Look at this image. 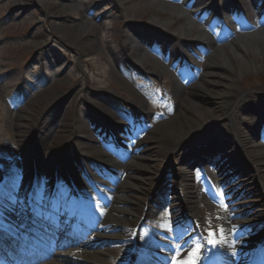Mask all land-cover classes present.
<instances>
[{"label":"rangeland","instance_id":"374dc122","mask_svg":"<svg viewBox=\"0 0 264 264\" xmlns=\"http://www.w3.org/2000/svg\"><path fill=\"white\" fill-rule=\"evenodd\" d=\"M232 1L243 10L238 23L233 15L227 14L231 12ZM242 2L0 0V163L5 172L10 165L18 169L21 195L30 192L29 184L38 175L49 201L54 186L60 183L59 176L70 175L77 184L81 183L78 187L90 212L88 227L79 234L71 231L60 235L53 249H47V258L35 264L45 260L60 264L55 260L61 252L81 255L83 244H94L101 235H119V228L108 223L112 218H121L122 213L112 211L113 207L126 209L132 215L127 222V234L132 233L139 216L134 211L136 206L143 211L150 198L159 204L158 198L165 197L163 185L170 189L173 183L176 192L168 190V203L161 208V214L157 210L150 212L136 234L139 244L157 226L181 229L187 233L184 237L191 239L183 243L180 259L199 242L203 245L202 264L203 256L212 252L206 244L209 227L217 230L224 226L230 232L233 226L230 213L252 209L256 214L240 222L235 218L233 228L236 230L241 222L263 225L243 238L244 244L239 247L244 249L243 254L248 252L249 258L250 251L264 242V181L233 141L234 127L226 122L222 97L228 87L235 90L232 112L237 116L242 113L240 99L247 109L264 108L260 99L251 98H264V70L260 69L264 62V22L250 23ZM198 8H204L203 16L210 20L208 26L187 24L189 11ZM215 13L222 14L221 22L215 20ZM188 58L187 69L180 66V61ZM176 82L184 88L180 97L173 94ZM200 84L204 89L196 93L195 87ZM261 114L264 115V110ZM114 120L121 123L117 128L120 133L114 135L113 142L110 138L98 142L97 129L107 128L102 124ZM185 124L189 125L185 128L187 132L198 135L180 146L171 136L182 134L181 126ZM199 127L204 129L199 131ZM242 129L246 131L243 126ZM263 130L264 124L251 130L252 144L264 139ZM217 131L226 134L229 137L226 141L232 143H228L226 154L220 145L225 140L216 135ZM220 138L222 141L217 140ZM200 149H207L206 154L212 156L218 154L227 162L220 170H227L224 178L232 187L236 186L224 198L229 212L222 211L219 203L208 198L204 191L199 192L191 211L184 208L182 192L188 179L193 178L197 186L201 182L198 168L190 171L185 164L193 162L195 151ZM174 151L182 154L185 161L178 164ZM86 157L89 162L92 157L114 165L100 174L87 168L89 180L113 183L116 188L107 207L99 208L95 196L86 191L89 186L83 183L84 176L78 168V160L89 166ZM120 166L123 175L114 179L113 171ZM5 172H0L3 178ZM124 183L131 184L133 190L128 192ZM86 192L90 201L85 198ZM118 197L129 199V204ZM75 202L78 201L74 200V206L71 203L68 209L80 205ZM59 225L63 226L61 221ZM63 229L61 233H65ZM106 262L121 264L114 259Z\"/></svg>","mask_w":264,"mask_h":264},{"label":"bare ground","instance_id":"6f19581e","mask_svg":"<svg viewBox=\"0 0 264 264\" xmlns=\"http://www.w3.org/2000/svg\"><path fill=\"white\" fill-rule=\"evenodd\" d=\"M241 1H243L242 3L245 5L244 0H241ZM233 2L235 3V1L231 2L233 6H230V8H231L230 14H232L234 16V20L238 23L239 20L243 18V13H242L241 8L240 9L237 8V6H235V4H233ZM253 10H254L253 12L248 13L249 14L248 18L250 19L249 20L250 23L257 24L260 22H264V12H262L261 10L256 9V8ZM217 16H219V14ZM222 49L223 48H219V51ZM175 51L178 52L177 48L175 49ZM182 57L184 58L185 56H182ZM188 60H189V58L184 60V61L181 60L180 66L182 65L185 67L186 64L182 63V62H188L189 63ZM260 69L264 70V62L262 63ZM203 89L204 88H203V86H201V84L195 87L196 93L198 91H202ZM183 90H184V88L182 86L180 87V85H178L177 82H176V84H174L173 94L175 97H180L181 92ZM227 90H228V92L224 93L222 95V97L225 100L224 105H225V111L227 113L226 122L228 124H230L232 126V128L234 127L233 128L234 129V140L233 141L237 144L236 146L240 147L242 154L248 159V161H250V164H252L254 171L256 173H258L260 178L264 181V151H261V149L264 147V139L262 138V140H260V142H258L259 144H257V143L252 144V135L253 134L251 132V130L254 127H258V129H259V126L264 124V115L261 114V111H263L264 108L262 110H258V109L255 110V109H249V108L247 109L246 108L247 106H245L246 104L240 99L238 104H239L240 113L241 112L242 113H241V115L237 116V114L235 115V113L232 112V108L236 104L235 103L236 102V97H235L236 92L232 87H228ZM251 98H254V100L260 99L261 102L264 103L263 97L254 96ZM191 105L193 107H195L194 103H192ZM187 126H189V125L185 124L184 126H181V130L183 131L182 134H180L181 132L176 133L177 135L172 134L171 137H173V142L176 141L177 143H179L180 146H182L183 144L190 143V141L194 135H198V134L193 135L192 133L187 132L185 130V128L187 129ZM242 126H243V128H245L246 131H244L242 129ZM203 127H199V131L203 130L204 129ZM248 127H250L251 130H249ZM219 129H221V128H219ZM247 131H250L251 133H249ZM218 132L219 131H217L216 135L225 140V141H223L224 143H222L220 145H223L224 150H225L224 154H226L227 151L229 150L228 143L229 144H232V143H230L229 141H226L229 139V137L226 134L221 133V132L218 133ZM263 133H264V130L262 131V134ZM221 138L217 139V140L222 141ZM179 149H181V148H179ZM161 150H163V149H161ZM207 151H208L207 149L196 150L194 153L196 155L193 157V162H198L200 160V157L205 159ZM173 153L175 154L174 156L177 158L176 162L178 164L180 162L185 161V158L182 156V154H181V156H179L178 151H174ZM192 156H193V154H192ZM82 157H85V156H82ZM136 157L137 156L134 155L132 158L135 159ZM215 158L216 157H214L213 159L215 160ZM86 159L89 161L88 157H86ZM216 161H217V165H219V163L222 161H225V163H226V160L224 158H221V157H219V160H216ZM107 164L108 163L105 159H98V158L94 159L92 157L90 158V165H91V169L93 171L97 170V171L103 173L106 171L107 167L109 168V167H111V165H113V164H109V165H107ZM186 165H189V163L187 162ZM121 166H120V168L116 167L114 169V171H113L114 179L123 175L124 170L121 169L122 168ZM215 166H216V164H215ZM214 169L216 170L215 167H214ZM84 171L87 172L86 169H84ZM213 173H214L213 171H208V169H206L204 171V174L202 173V175L204 177V181H201L198 186L195 185V183L193 182V178L188 179L189 183L187 184V187L185 188V190L182 192V194L184 195V208L186 209V211H188V212L191 211V209L193 208V204L196 202V200L199 196V192H201V191H204L205 194L210 195V196H208V198H210V199H212V198H214V200L218 199V196L214 195V190L216 188L214 187V185L211 181ZM181 175H185V173H182ZM216 176L220 177L219 174H217ZM245 177L248 180L251 179V177L248 174H245ZM159 179H162V176ZM37 181L40 182L39 178L37 179ZM162 181H164V179ZM161 183H162L161 181H160V183H158L159 186L161 185ZM90 186L92 188V192L96 195V197L98 199L99 206H102V207L103 206L104 207L109 206L110 203L112 202V200H111L112 193L116 192V188H113V183H112V185L105 184V183H100V184L97 183L94 185L92 184ZM258 186L261 189V185H258ZM123 187L126 188V190H128V192H131L133 190V186L129 183H124ZM163 188H164L165 197L162 200V202L165 200L164 206H166L168 203L167 200H168L169 191L172 194H175V192H176L175 184L173 183V185L170 187V189H168L166 187V185H163ZM163 188L161 189L162 191H163ZM68 192H69V188L67 186H65L64 189L61 190V195L59 198L62 197V199H64V197H66ZM240 197H242V195ZM62 199L58 200L57 203H61ZM118 199H119V201L124 202L127 205L129 204L128 202L130 201L129 199L126 200L122 197H118ZM162 205H163V203L161 205H156V210L160 214H161ZM146 206H147L146 212H143L141 210L139 211L137 209V206H136V209H134V211H136V212L138 211L137 212V214H139L138 218L139 217L148 218L150 216L149 213L152 212L153 210H151V209L149 210V208H150L149 204H147ZM53 208H54L53 209V212H54L53 217L54 218H57V216L60 217V216L66 214L65 212L62 211V210H64V208L60 205H54ZM112 211H114V212L120 211L122 213L121 218H116V219L112 218V219H110V221L108 220V223H110V222L113 223V227L115 229L119 228V232H120L119 235H117V236L116 235H101L102 237H99V240L97 243H95V244H90V243L83 244V248H84L83 251L84 252H82L81 255L76 253V252H73V251L61 252L60 254L56 255L57 257H56L55 261L60 262V264H107L106 260L110 261L113 259L118 261V262L126 261L127 260L126 258L129 256L128 254H124V253H127L126 244L117 245L116 242L127 243V241H129V243H130L136 239V237L133 236L132 234L126 233L127 222H128V220L131 219L130 217H132V215H130V213L126 209H116L115 207H113ZM47 212H49V210L46 211V214H47ZM246 214L252 216L253 214H256V213L252 209L249 212H247ZM257 214H261V213H257ZM142 215H144V216H142ZM85 220L86 219H83V221H85ZM240 227H242L243 229L240 230V232L234 238L231 239L228 237L230 241L235 240V242L237 243L240 240V238L242 237V235L249 233L251 228H252L251 225H245V224H241ZM158 230L165 231V230H167V228H165L163 226H159ZM224 249H225V251H227L229 248L224 247ZM167 250H168L167 248L163 250L164 252H163L162 256L157 257L155 259L154 264H167L168 263L167 258H166V256L168 255ZM131 253H132V255L130 256V258L133 257V254H139L140 252H139L138 248H135L132 250ZM101 256L102 257L106 256V259H102ZM229 256H231V255H229ZM30 258L31 257H29V255H27V256L21 255L20 252L13 249V250H9L5 256L3 255L2 258H0V263L6 264L7 260L15 259L16 262H19L20 264H28ZM238 260H239V258L235 257V256L231 257V259H229L228 257H225L223 260H220L217 264H235L238 262ZM53 263H55V262L53 261ZM139 263L141 264L142 262H139ZM46 264H49V263H46Z\"/></svg>","mask_w":264,"mask_h":264},{"label":"snow or ice","instance_id":"6c2138e0","mask_svg":"<svg viewBox=\"0 0 264 264\" xmlns=\"http://www.w3.org/2000/svg\"><path fill=\"white\" fill-rule=\"evenodd\" d=\"M130 129L129 131H132ZM0 172H5V167L0 163ZM20 178L18 169L14 165H10L5 172L3 182H0V243L8 244L15 240L20 229L27 228L29 224L35 226L42 221L48 220L46 215L49 197L47 190L37 181L31 192L26 195H21ZM219 207L222 211L229 212L227 203H225L223 192L218 193ZM101 209V215H103ZM231 214V213H230ZM12 217L16 219L13 220ZM220 219V217H217ZM229 230L224 226H220L217 230L209 227L207 230L206 244L213 249H221L216 260H223L225 257L231 259L238 255L237 252H232L231 256L222 251L224 247L234 249L236 247L235 240L230 241L228 238ZM186 232L177 230V235L183 239ZM183 245L177 244L173 246V255L171 256V264H200L203 245L195 242L189 249L186 250V256L183 259ZM143 251V249L141 250ZM142 258V257H141Z\"/></svg>","mask_w":264,"mask_h":264}]
</instances>
